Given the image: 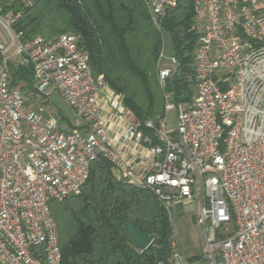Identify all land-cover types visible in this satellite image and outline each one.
I'll return each instance as SVG.
<instances>
[{"label": "built area", "instance_id": "built-area-1", "mask_svg": "<svg viewBox=\"0 0 264 264\" xmlns=\"http://www.w3.org/2000/svg\"><path fill=\"white\" fill-rule=\"evenodd\" d=\"M144 2L163 36L177 0ZM194 5V99L175 100L169 80L176 59L162 66L161 53L164 116L147 121V132L104 78L94 77L77 36L20 42L14 56L33 69L34 107L11 86L14 56L0 45V264L62 263L50 203L79 195L99 159L119 180L154 194L170 218L175 206L196 201L210 264H264V0ZM15 20L0 15L11 43L19 38ZM54 93L75 112L65 122L74 129L46 112ZM172 111L177 125L170 129ZM158 264H188L174 234L167 261Z\"/></svg>", "mask_w": 264, "mask_h": 264}, {"label": "trees", "instance_id": "trees-1", "mask_svg": "<svg viewBox=\"0 0 264 264\" xmlns=\"http://www.w3.org/2000/svg\"><path fill=\"white\" fill-rule=\"evenodd\" d=\"M0 14L16 17L12 25L20 42L77 36L94 77L122 97L142 125L164 116V95L158 83L162 33L154 26L144 0H0ZM172 41L176 64L169 80L178 103H191L196 93L195 51L199 40L194 0H177L162 22ZM11 86L19 87L36 105L33 69L10 63ZM34 99V100H33ZM60 114V113H58ZM65 122H70L64 118ZM62 251L61 264H158L154 246L170 254L172 219L149 191L117 178L111 163L91 166L79 195L50 203ZM129 223L154 242L142 249L125 225Z\"/></svg>", "mask_w": 264, "mask_h": 264}, {"label": "rangeland", "instance_id": "rangeland-1", "mask_svg": "<svg viewBox=\"0 0 264 264\" xmlns=\"http://www.w3.org/2000/svg\"><path fill=\"white\" fill-rule=\"evenodd\" d=\"M1 15V14H0ZM2 17H5L1 15ZM15 41L11 43V37L7 30L0 24V45L4 47H8L7 51L5 52L4 56H14L19 44L20 40L17 38V36L14 35ZM174 60V50L173 45L170 36L165 33L163 34V50H162V66H172ZM14 64L19 63L18 58L14 56L12 61ZM33 92L31 91L29 93V96L27 97L28 101L32 98ZM34 100V99H33ZM36 100V98H35ZM39 100L42 101L41 98ZM45 110L50 115H58L59 121L62 123V126L66 129V123L64 121V118L70 120L71 122L75 119V112L73 109L69 106V104L58 94L54 93L50 96L49 101L45 103L44 105ZM60 113V114H58ZM167 123L168 127L170 129H173L177 125V112L172 111L167 114ZM172 222H173V228L175 233L177 234L178 241L181 243V245H184L186 243L187 234L188 231H190L189 228V222L181 223L182 221H179L175 216H173Z\"/></svg>", "mask_w": 264, "mask_h": 264}, {"label": "crops", "instance_id": "crops-1", "mask_svg": "<svg viewBox=\"0 0 264 264\" xmlns=\"http://www.w3.org/2000/svg\"><path fill=\"white\" fill-rule=\"evenodd\" d=\"M104 105V99H103ZM66 129H74L73 126H66ZM198 203L196 201L179 204L173 208L172 218L175 216L181 223L189 222L190 231H188L186 243L181 245L178 236L173 234L179 244L180 251L188 264H210L205 255L204 238L200 227L197 224ZM173 226V222H172Z\"/></svg>", "mask_w": 264, "mask_h": 264}, {"label": "water", "instance_id": "water-1", "mask_svg": "<svg viewBox=\"0 0 264 264\" xmlns=\"http://www.w3.org/2000/svg\"><path fill=\"white\" fill-rule=\"evenodd\" d=\"M127 228L129 229L130 233L132 234V237L134 241L138 244V246L142 249L149 248L152 243L154 242V236L153 235H144L140 233L134 226L130 225L129 223H125ZM154 251L156 255V260L158 263H161L164 259L163 251L161 248L154 246Z\"/></svg>", "mask_w": 264, "mask_h": 264}]
</instances>
